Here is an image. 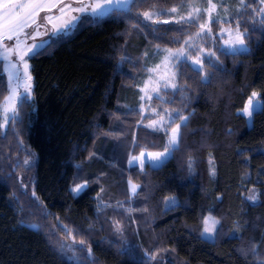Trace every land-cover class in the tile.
Returning a JSON list of instances; mask_svg holds the SVG:
<instances>
[{
    "label": "trees",
    "instance_id": "1",
    "mask_svg": "<svg viewBox=\"0 0 264 264\" xmlns=\"http://www.w3.org/2000/svg\"><path fill=\"white\" fill-rule=\"evenodd\" d=\"M182 1L131 0L127 8L84 16L75 30L37 49L43 54L29 57L33 96L21 98L15 118L0 126V264H263L264 18H239L247 50L214 44L216 55L203 70L187 60L178 64V88L166 92L177 112L167 134L147 131L139 138L144 145L137 143L163 147L182 124L171 156L156 167L126 165L137 112L123 101L135 99L144 51L179 46L192 33L188 23L153 24L139 13ZM253 90L261 106L248 125L240 110ZM7 93L0 61V103ZM110 161L138 188L119 209L100 210L104 176H120ZM78 184L87 186L73 192ZM251 186L259 191L256 203L245 195ZM169 195L178 201L164 207ZM109 212L126 214L122 231H113ZM207 214L219 220L211 240L202 235ZM57 224L66 229L56 231H69L64 245L51 230ZM77 234L86 255L72 244Z\"/></svg>",
    "mask_w": 264,
    "mask_h": 264
},
{
    "label": "rangeland",
    "instance_id": "2",
    "mask_svg": "<svg viewBox=\"0 0 264 264\" xmlns=\"http://www.w3.org/2000/svg\"><path fill=\"white\" fill-rule=\"evenodd\" d=\"M4 0H0V4H2ZM97 2H101V0H61L62 4H72L73 8L72 10H65L64 14H61L58 10V8H53L50 12L46 11H41L39 12L38 17H36V25H39L37 27L36 25H32L31 27H27L24 29V32L27 33L28 35H21L20 36V50L24 51L26 50V46L28 45H33L35 44L37 46V49L41 48L44 46L48 41L55 39L57 37H60L62 35L68 34L75 30L80 23V20L84 16H92V17H100L102 15L107 14L110 12L112 9H116L113 7L112 9H106V10H101V13H93L91 8H86L85 11L83 12H77L75 11L76 8H80L82 5H90L94 4ZM131 2V0H130ZM128 3V6L130 4ZM215 2L218 4L217 8V13L218 15L216 16L215 22L212 23V34L207 35L205 34L204 36L198 37L195 39V44L196 47L190 49L189 51L192 53L191 56H188L187 58L181 57L179 61L172 60L170 62H164V58L167 55L166 49H171L172 51H176L179 49L183 43L184 40L188 38L189 35L194 34L199 30V23L204 22L207 20V14L206 13H201L202 19L199 22H188L190 24V33L185 37V39L182 41L181 45L179 46H172V47H162V46H155V47H150L147 50H145V56L143 57L144 60V65L145 68L142 72H140L138 81L136 85L134 86L136 88V96L134 100H130V102L124 100L123 104L128 108V110H132L133 112H137L136 114H131V117L134 119L133 121V135L131 139L127 141V151H126V165L129 166V161L132 159V157H139L141 153L145 154V160L148 158L149 153H164V155L160 158L158 161H152L150 163H146L145 166L148 164L152 167H156L161 165L167 158L171 156L172 149L168 152H165V147L168 146L169 144V137L166 136L165 142L163 144V147L160 148H147L146 146L139 147L138 142L140 141L141 137L143 138V133L148 131V134L152 133L149 131H154L152 127H149L153 123V121H159L160 120V115H163L165 119L167 120L169 115H171V122L173 118L176 115V111L173 110L170 106L167 105L165 102L167 100L166 98V92L167 91H175L178 88V75H177V70H178V64L182 60H187L189 61L194 67L200 68L199 65H194L192 63V59L194 58L195 53L199 51L200 48L204 49V53L201 55V58L203 62L208 61V59H213L215 56H208L206 53L209 51L214 52V44H218L219 47L226 49L228 51H245L248 49V45L245 42V45L241 47H236V48H228L226 47V42L229 41L232 37L229 36L227 29L231 27L233 30L235 29L237 23H239V18L242 19L247 17H251L252 19L256 17L257 19L264 18L261 15H258L257 12L253 11V9H259L261 7H264V4H261V0H246L247 7H240V0H215ZM183 3L184 7H179ZM197 5L201 8H206L207 7V0H183L179 5L177 6H172V7H178V12L177 13H167V9H165L163 12H160L159 16H154L153 19H159V20H170V21H175L179 20L180 16H186L187 13L191 10L188 5ZM127 6V7H128ZM170 7V8H172ZM239 7V11L236 9ZM125 7L121 6L119 9H123ZM168 8V9H170ZM249 10V11H248ZM246 11V12H245ZM3 14V9L0 8V15ZM45 16L51 17V21H47L44 19ZM72 16H76L77 19L71 21V23L66 24L65 22L68 21ZM42 19H44V22H42ZM152 22L151 20H147ZM46 22V24H45ZM31 23V21H29ZM154 24V23H153ZM240 30L244 31L243 29V24L241 22L239 23ZM224 29L225 31H221V29ZM17 43L16 38L14 37L13 40H6L2 38V34H0V53H3L4 47H13ZM9 61L10 62H5L4 60L0 59L2 61V66H3V73L6 77L7 80V87H8V93L5 96L8 97L10 95L11 90H15L17 92V97L15 99V103L20 101L21 98L27 97V98H32L33 96V77L31 73V65L29 62V57H25V60L27 61L28 65V74L31 75L32 80H31V95L27 96V94L24 91V84L26 82V79L24 78V66L23 64L19 61L17 58L16 54L14 52L9 53ZM12 65H16V67H12ZM17 68L19 69V75L22 78L19 82L14 78L10 80L9 79V74H15L17 71ZM173 73H175V78L174 79H169L173 76ZM137 79V77H136ZM168 80V82L174 83L177 85L176 89H173L171 87H164V80ZM159 81V83H158ZM17 83L20 84L19 88L16 87ZM156 90L159 91V95H156ZM256 93V101L259 103L256 104L254 101L255 107L253 109V112L257 109L260 108L261 106V100L259 98V92L257 90H253L250 94V96L247 98L244 107L240 110V113H242L247 120L248 125H251L252 123V116H248L244 113L243 109L245 106L248 104L249 98L252 97V94ZM168 94V93H167ZM143 97V99H141ZM149 97H152L149 99ZM5 98H3L2 102L0 103V126L3 130L7 128L8 122H4L3 118V105L5 103ZM127 110V109H125ZM167 110V112H165ZM160 114V115H158ZM9 116H12V113H9ZM11 119V118H10ZM9 119V120H10ZM168 124L163 125L164 128H167ZM161 126L158 123L157 124V129H159ZM145 128V129H144ZM148 129V130H146ZM157 131V130H156ZM141 136V137H140ZM140 138V139H139ZM152 137L151 136H146L144 138L145 142L150 141ZM149 139V140H148ZM141 142V141H140ZM119 145L118 150L122 146V142H117ZM143 144V142H141ZM147 144V143H145ZM144 145V144H143ZM148 146V145H147ZM118 161L121 162V159L118 157ZM115 162V163H114ZM111 167H114L118 171V174L120 175L119 178L113 179L110 181L109 176H104V186L100 189L98 193V198L100 199L99 202V208L102 210L104 207H112L113 209L121 207L122 200L127 199L129 196L133 195L134 193L131 190V185L135 184L138 188V184H136L130 177H128V174L126 172H123V169L121 165H119L118 162L116 161H110L108 162ZM135 165L138 168L141 169L139 161H134L132 166ZM144 166V167H145ZM108 182V183H106ZM27 188V187H26ZM136 188V190H137ZM30 194V193H29ZM31 195V194H30ZM32 195H34L32 193ZM245 195L247 200H249L252 203H256L259 201V191L255 186H251L248 188L247 191H245ZM255 196V199H250V197ZM32 200V203L35 202L36 207L33 208V210L41 212V209H38L39 205L36 201L38 199L35 196H29ZM25 198V197H24ZM178 201L177 196L175 195H169L166 196L164 199V207H169L173 204H175ZM28 202V200H27ZM25 201V204L27 203ZM30 205V204H28ZM119 209V208H118ZM29 211V210H28ZM34 211V212H35ZM110 213V212H109ZM115 215L114 213H110L107 218L110 220V224H112V229L115 232H120L123 230L124 220L126 218V214H121L118 218H115L117 216H112ZM128 218L131 219L132 223L136 221V218L132 214H127ZM208 220V224L205 225V220ZM212 221H218L214 226L212 224ZM137 222L139 223V219H137ZM203 222V229H202V235H204L207 238L214 239L216 236L217 230H218V224L219 220L213 216L212 214H207L204 218ZM51 225V224H50ZM117 226H119L120 231H117ZM51 230H57L58 227H62L60 224H57L55 226H51ZM209 227L213 228L214 231L209 234L204 232V228ZM46 228V227H45ZM65 228V227H62ZM59 229V228H58ZM66 229V228H65ZM62 229V231H66L64 233H60L59 231H54L55 239L57 241L64 245L63 240H69L68 234L69 231ZM69 230V229H68ZM61 234H64L63 236ZM65 234L67 236H65ZM76 234V233H75ZM72 237V244L74 247L76 246L77 250L81 251L82 254H85L89 252V248L84 245L80 244V241H83L82 237L77 234V239L75 236ZM64 238V239H63ZM264 264V260L261 261Z\"/></svg>",
    "mask_w": 264,
    "mask_h": 264
},
{
    "label": "snow or ice",
    "instance_id": "3",
    "mask_svg": "<svg viewBox=\"0 0 264 264\" xmlns=\"http://www.w3.org/2000/svg\"><path fill=\"white\" fill-rule=\"evenodd\" d=\"M130 0H101V2H97L90 5H82L80 8H76L75 11L77 12H83L86 8H91L92 12L95 13H101V10L106 9H112L120 8L121 6L127 8L128 3ZM261 4H264V0H261ZM179 7H184L183 3ZM188 7L191 9L186 16H180L179 20L170 21V20H159L153 19L154 16H159L160 12H163L164 10L159 11H144L142 13H139V15H142L145 20H151L152 23H164L168 24L171 22L175 23H188V22H199L202 17L201 13L207 14V20L204 22L199 23V30L195 32L192 35H189L187 39L184 40L183 45L177 49L176 51H172L171 49H166L167 55L164 58V62H170L172 60L179 61L181 57L187 58L188 56H191L192 53L189 51L190 49L196 47L195 39L201 36H204L205 34L211 35L212 34V23L215 22L217 13L218 4L215 2V0H207V7L201 8L197 5H188ZM240 7H247L246 0H240ZM0 8L3 9V14L0 15V34H2V38L6 40H13L15 37L17 40V43L13 47H4L3 53H0V59L4 60L5 62L9 61V53L14 52L19 59V61L23 64L25 72H24V78L26 79V82L24 84V91L27 94V96L31 95V80L32 77L30 74H28V65L27 61L25 60V57L27 56H36L43 54L42 51L37 50V46L35 44L26 46V50L21 51L20 50V36L28 35L24 32V29L27 27H31L32 25H36V17H38L39 12L46 11L50 12L53 8H58L59 12L61 14L65 13V10H72L73 6L72 4H62L61 0H4L2 4H0ZM129 11H131V8H128ZM239 11V7L236 9ZM253 11L257 12L258 15H261L264 17V7H261L259 9H253ZM178 7H172L170 9H167V13H177ZM45 20L51 21V17L45 16ZM76 16H72L68 21L65 22V26L68 23H71V21L76 20ZM31 21V23H29ZM261 23H264V19L261 20ZM39 27V25H36ZM221 31H225L223 28ZM227 32L231 39L226 42V47L228 48H236V47H243L245 45V35L247 32V29L244 31L240 30L239 23H237L235 29L233 30L231 27L227 29ZM205 54L204 49L200 48L197 53H195L194 58L192 59V63L194 65H199L200 69L203 70L204 68V62L201 58V55ZM208 56L212 57L215 56L216 53L213 51H209L206 53ZM12 67H16V65H12ZM14 78L19 82L22 78L19 75V69L17 68V71L15 74H9V79L11 80ZM175 73H173V76L169 79H174ZM205 79L207 76L204 77ZM159 83V81H158ZM20 84L17 83L16 87L19 88ZM164 87H171L173 89L177 88V85L174 83H169L168 80H164ZM156 95H159V91L156 90ZM256 93L252 94V97L249 98L248 104L243 109L244 113L248 116L253 115V109L255 107L254 101L256 104L259 102L256 101ZM17 97V92L13 89L10 92V95L5 98V103L3 105V118L4 122L7 123L9 119H14L16 115V108L17 105L15 103V99ZM152 97H149L151 99ZM143 99V97H141ZM262 109H264V105L261 106ZM12 113V116H9V113ZM167 112V110H165ZM160 115V114H158ZM171 115H169L168 119L166 120L163 115H160L159 121H153L149 127H152L154 131L161 130L165 131L167 134V129L163 127V125H166L169 123V120H171ZM181 121L186 120V117H179ZM160 124V128L157 129V124ZM182 127V124L176 125L175 128L171 129V136L169 139L168 146L165 147V152H168L171 150L173 146H175L178 142V137L180 135V129ZM164 155V153H149L147 160H145V154L141 153L139 157H132V159L129 161V166L131 167L134 161H139L141 169L145 166L146 163H150L152 161H158L160 158ZM27 163V161H26ZM87 185L86 184H78L76 187L72 189L73 192H79L82 191ZM137 186L135 184L131 185V190L133 193L136 192ZM250 199H255V196L250 197ZM205 225L208 224V220H205ZM218 223V221H212L213 226ZM117 231H120L119 226H117ZM214 231L213 228L205 227L204 232L211 234ZM80 244H84V241H80ZM155 259V257H153Z\"/></svg>",
    "mask_w": 264,
    "mask_h": 264
},
{
    "label": "crops",
    "instance_id": "4",
    "mask_svg": "<svg viewBox=\"0 0 264 264\" xmlns=\"http://www.w3.org/2000/svg\"><path fill=\"white\" fill-rule=\"evenodd\" d=\"M203 237H205L204 235H203ZM205 238H207V237H205ZM207 239H210V238H207ZM211 240V239H210Z\"/></svg>",
    "mask_w": 264,
    "mask_h": 264
},
{
    "label": "flooded vegetation",
    "instance_id": "5",
    "mask_svg": "<svg viewBox=\"0 0 264 264\" xmlns=\"http://www.w3.org/2000/svg\"><path fill=\"white\" fill-rule=\"evenodd\" d=\"M42 22H44V19H42ZM45 24H46V22H45Z\"/></svg>",
    "mask_w": 264,
    "mask_h": 264
}]
</instances>
